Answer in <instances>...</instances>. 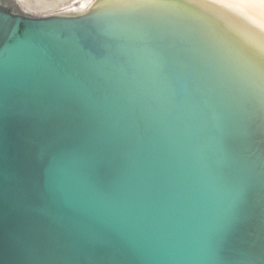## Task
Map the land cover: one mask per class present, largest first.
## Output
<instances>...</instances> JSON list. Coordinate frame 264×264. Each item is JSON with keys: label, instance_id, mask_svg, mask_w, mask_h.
I'll list each match as a JSON object with an SVG mask.
<instances>
[{"label": "snow or ice", "instance_id": "6c2138e0", "mask_svg": "<svg viewBox=\"0 0 264 264\" xmlns=\"http://www.w3.org/2000/svg\"><path fill=\"white\" fill-rule=\"evenodd\" d=\"M169 6L114 0L91 31L0 55V109L26 86L54 146L71 144L50 183L91 216L203 264H264V69L238 75L151 11Z\"/></svg>", "mask_w": 264, "mask_h": 264}, {"label": "water", "instance_id": "95a60500", "mask_svg": "<svg viewBox=\"0 0 264 264\" xmlns=\"http://www.w3.org/2000/svg\"><path fill=\"white\" fill-rule=\"evenodd\" d=\"M167 2L169 7L151 11L234 61L238 75L264 69V0ZM113 5L114 0H0V55H11L36 36L60 43L91 31ZM25 87L10 85L0 109V264H203L188 246H145L55 189L49 178L55 156L71 144L54 146L44 122L22 102ZM164 166L163 160L157 164ZM106 233H112L111 242Z\"/></svg>", "mask_w": 264, "mask_h": 264}]
</instances>
